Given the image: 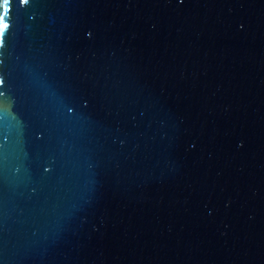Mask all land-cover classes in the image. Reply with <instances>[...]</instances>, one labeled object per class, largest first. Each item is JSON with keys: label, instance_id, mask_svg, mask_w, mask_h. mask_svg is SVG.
Masks as SVG:
<instances>
[{"label": "water", "instance_id": "1", "mask_svg": "<svg viewBox=\"0 0 264 264\" xmlns=\"http://www.w3.org/2000/svg\"><path fill=\"white\" fill-rule=\"evenodd\" d=\"M10 15L2 264H264V0H13ZM31 69L89 112L64 121Z\"/></svg>", "mask_w": 264, "mask_h": 264}, {"label": "snow or ice", "instance_id": "2", "mask_svg": "<svg viewBox=\"0 0 264 264\" xmlns=\"http://www.w3.org/2000/svg\"><path fill=\"white\" fill-rule=\"evenodd\" d=\"M13 0H0V51H2L6 46V41L9 35H11L13 24L10 15V5H12ZM16 7L20 11L26 10L33 0H15ZM178 4H183L184 0H177ZM243 27V25H241ZM93 34L88 32V36L91 37ZM3 61L0 59V66H2ZM29 76L32 83H34L39 89L46 90L52 97L54 107L56 108L59 116L64 120L71 122L77 118H84V116L89 112L91 108L90 100L80 94L66 96L61 94L57 89H53L48 82L47 74H42L39 69L29 70ZM8 81L7 77L2 71H0V112L3 111V99L6 97V87ZM34 138L36 141L35 148L37 152H40L46 148L51 140V134L46 129H39L34 133ZM6 143V138L0 137V153L3 151V146ZM121 144L124 141H120ZM242 147L243 145H238ZM52 153V158L39 164V174L42 179L48 178L53 175L56 170V160L55 152ZM2 264V262H0Z\"/></svg>", "mask_w": 264, "mask_h": 264}]
</instances>
